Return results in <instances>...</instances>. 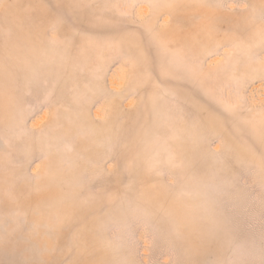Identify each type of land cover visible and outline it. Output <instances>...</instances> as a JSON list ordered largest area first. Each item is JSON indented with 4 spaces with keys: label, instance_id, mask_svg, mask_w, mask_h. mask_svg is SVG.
<instances>
[{
    "label": "rangeland",
    "instance_id": "374dc122",
    "mask_svg": "<svg viewBox=\"0 0 264 264\" xmlns=\"http://www.w3.org/2000/svg\"><path fill=\"white\" fill-rule=\"evenodd\" d=\"M0 264H264V0H0Z\"/></svg>",
    "mask_w": 264,
    "mask_h": 264
}]
</instances>
